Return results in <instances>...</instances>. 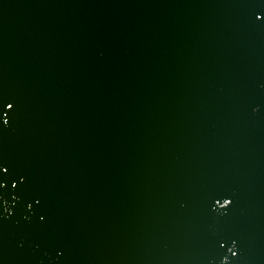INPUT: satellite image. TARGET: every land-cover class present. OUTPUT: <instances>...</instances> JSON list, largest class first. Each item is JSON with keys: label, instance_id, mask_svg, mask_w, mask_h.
<instances>
[{"label": "water", "instance_id": "1", "mask_svg": "<svg viewBox=\"0 0 264 264\" xmlns=\"http://www.w3.org/2000/svg\"><path fill=\"white\" fill-rule=\"evenodd\" d=\"M0 264H264V0H0Z\"/></svg>", "mask_w": 264, "mask_h": 264}, {"label": "clouds", "instance_id": "2", "mask_svg": "<svg viewBox=\"0 0 264 264\" xmlns=\"http://www.w3.org/2000/svg\"><path fill=\"white\" fill-rule=\"evenodd\" d=\"M5 123H7V121H5ZM224 202H226V203H224ZM224 202H223V206L221 207V208H225V207H227L230 203H231V201L230 200H224ZM233 255H235V253H233Z\"/></svg>", "mask_w": 264, "mask_h": 264}]
</instances>
